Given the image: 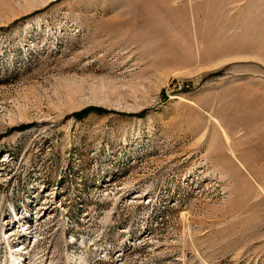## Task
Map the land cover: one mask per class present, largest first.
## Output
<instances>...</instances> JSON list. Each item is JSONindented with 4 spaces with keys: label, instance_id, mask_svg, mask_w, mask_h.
Instances as JSON below:
<instances>
[{
    "label": "rangeland",
    "instance_id": "obj_1",
    "mask_svg": "<svg viewBox=\"0 0 264 264\" xmlns=\"http://www.w3.org/2000/svg\"><path fill=\"white\" fill-rule=\"evenodd\" d=\"M13 262L264 264V0H0Z\"/></svg>",
    "mask_w": 264,
    "mask_h": 264
},
{
    "label": "trees",
    "instance_id": "obj_2",
    "mask_svg": "<svg viewBox=\"0 0 264 264\" xmlns=\"http://www.w3.org/2000/svg\"><path fill=\"white\" fill-rule=\"evenodd\" d=\"M90 110V108H84L82 110H80L79 112L76 113L77 116L81 117L83 116L84 114H86L88 111ZM28 125L26 124H21V125H18L16 127H14L15 129L17 130H23L24 128H26Z\"/></svg>",
    "mask_w": 264,
    "mask_h": 264
},
{
    "label": "bare ground",
    "instance_id": "obj_3",
    "mask_svg": "<svg viewBox=\"0 0 264 264\" xmlns=\"http://www.w3.org/2000/svg\"><path fill=\"white\" fill-rule=\"evenodd\" d=\"M11 258H14V255H11ZM13 264H14V262H13Z\"/></svg>",
    "mask_w": 264,
    "mask_h": 264
}]
</instances>
